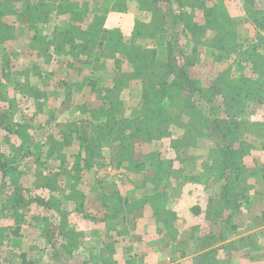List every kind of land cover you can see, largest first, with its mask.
Masks as SVG:
<instances>
[{
  "label": "rangeland",
  "instance_id": "rangeland-1",
  "mask_svg": "<svg viewBox=\"0 0 264 264\" xmlns=\"http://www.w3.org/2000/svg\"><path fill=\"white\" fill-rule=\"evenodd\" d=\"M3 1L5 0H0V3ZM58 1L54 4L53 0H7L6 7L10 8L8 10L11 12L0 18L8 27L4 33L11 36L9 41L0 43V93H2L0 109L5 114L4 123L16 131L15 139L23 144L21 152L17 155L16 151L10 150L5 138L7 135L0 132V159L6 163L9 160L11 166L13 164L18 166L17 172L24 173L20 180H17V185L24 189L22 194L25 198L37 194L46 200L50 195L56 196L55 193H49L46 187H42L44 178L42 180L38 178L36 158L41 155L42 163L47 164L45 166L47 169L41 173L42 176L49 174L52 176L56 173V171L51 173V168L57 167L58 161L46 160L43 154L48 151L53 140L62 141L60 133L67 124H81L90 119V115L76 109L82 104L92 108L98 104L96 94L86 86L87 80L98 82V87L104 91L114 81L120 80L122 87L118 96L125 106V117L130 118L135 110L137 112L140 108L143 96H150L154 89L153 85L151 88L144 85L141 78L137 76L132 78L139 58L146 62L150 61L151 64L152 61L162 64L170 60L175 68H185L189 77L197 80L203 88L213 86L220 89L226 86L222 84L220 76L228 75V78L238 76L236 66L238 58L233 54L228 58L221 57L220 44L222 42L229 44L232 33L236 35V42L244 44L258 42L259 36L264 39V0H183L180 4L176 0H166L160 5L158 0H86L85 5H83L84 0H74L83 12V15H80V22L75 24L80 30V35L73 46L57 50L56 46L50 43V40L57 37L54 28L56 26L69 28L71 14L75 12L72 3L62 4L61 0ZM39 2L47 4L44 7ZM29 6L32 9H28ZM158 8L161 9L162 16L157 23H154L152 16ZM253 11L260 12V17L262 16L261 28L253 20ZM181 14H184V19L181 18ZM18 15H21L19 20ZM167 43H170V52ZM80 51L83 53L80 54ZM68 54H72L73 57ZM245 66L246 64L242 63L244 75L250 78L253 74L249 65ZM128 74L130 77L127 76ZM66 85L69 87L67 95ZM35 91L38 93L37 97L34 95ZM214 100L220 101L221 97L217 95ZM203 104L205 109L208 108L205 102ZM165 112L167 118L175 119L174 123L169 121L170 125L164 128L168 136L156 141L149 133H143L141 140L135 143V154L140 158L149 152L158 153L164 160L171 161L173 168L184 170L183 180L178 183L175 180L171 181L170 186L174 196L170 194L167 202V209H171L176 214L174 226L180 224V236H183L182 233L189 232L192 223L189 220L192 215L189 209L198 203L205 210L207 199L219 190V183L208 190L204 189L210 184L205 165L209 164L210 154L215 152V146L211 139L205 136L209 132L201 128L180 129L181 124L176 121L182 114V108L179 107L178 102L166 103ZM236 116L245 121L249 130L240 135V140L246 146L243 155L244 171L247 175L251 174L245 182L251 206L249 210L242 209L234 222L238 230L243 232V236H249L252 235L254 228H258L255 216H258L264 207L263 184L260 177L264 170V100L249 102L246 111H240ZM142 127L144 129L145 125ZM183 133L199 137L197 147L190 149L188 153L193 161L182 166L178 163L179 160L170 143ZM76 150L77 142L74 141L64 149L66 158L72 159ZM113 150L114 148L108 147L101 149L103 164L85 171L78 189L87 196L88 185L95 183L98 189L112 185L122 195L133 194L135 198L146 195L147 190H142L139 186L143 176L150 175V168L144 171V175L117 169ZM11 174H8L6 179L0 172V183L7 182L10 177L13 178ZM67 180L63 175L57 176L55 184L64 192H68ZM137 185L138 187L134 188ZM92 197L93 195H88L87 201L84 202L85 211L82 215L75 213L68 217L72 230L84 236L96 234L98 230L106 233L108 227L114 226L112 223L102 221L104 213L96 211H103L104 208L99 207ZM4 201V196H0V207ZM65 203L66 209H69V204ZM28 206L32 207L34 213L42 212L41 208L38 210L34 204ZM140 211L135 213L136 234L139 235L128 229L130 226H127L128 242H120L114 233H110V240L114 241V244L118 243L116 246L118 250L122 248L138 252L140 255L144 248L141 246L143 242L133 241V238L141 236L140 238L144 237V241H149L153 236L151 233L156 232L153 224L147 222L148 211ZM100 213H102L101 217H99ZM10 216L7 212L4 214L0 212V226L3 225L6 230H10L15 225ZM59 217L48 219L51 227L59 225ZM28 222L29 218L26 219L25 224ZM197 222L199 228L196 234L191 239L186 238L188 243L191 240V244L185 245L188 252L193 250L192 239L196 238L200 230L202 216L197 218ZM98 223H100L98 229L92 227ZM28 225L21 228L25 241L28 243L29 240L33 243L36 240L38 249L44 245L47 249L42 256L45 264H81L85 258L87 260L84 263L92 264L90 260L94 256L93 248L81 244L82 239L79 241V248L74 250L72 255L57 254L53 247L55 238L48 244L39 233L35 232L34 226ZM248 225L251 228L245 231ZM170 231H162L164 240L169 241L168 235L172 232ZM35 234L39 240L36 239ZM175 234L177 240L176 231ZM263 235L259 233L256 236L257 241L249 243L248 247L262 246ZM3 236L4 231H1L0 264L9 259L13 253L5 246L7 242L1 243ZM238 237L233 236L234 239ZM130 241L136 244L127 246ZM241 253L242 251L232 252L233 260L230 264H239ZM62 256H64L63 263ZM137 261L144 263L141 257ZM191 263L197 264L196 261Z\"/></svg>",
  "mask_w": 264,
  "mask_h": 264
},
{
  "label": "trees",
  "instance_id": "trees-1",
  "mask_svg": "<svg viewBox=\"0 0 264 264\" xmlns=\"http://www.w3.org/2000/svg\"><path fill=\"white\" fill-rule=\"evenodd\" d=\"M6 1L0 3L1 19L2 16L4 17L11 12V10H8L10 8L6 7ZM165 1L158 0L159 5ZM176 1L180 4L183 0ZM53 2L56 4L59 1L53 0ZM63 2L72 3L71 6L75 12L71 14L69 28L57 26L54 28L57 37L50 40V43L56 46L57 50L66 49V46H73L77 42L80 30L75 24L80 22V15H83L82 10L74 0H61L62 4ZM39 3L44 7L47 4ZM85 4L86 0L83 1V5ZM28 9L32 8L29 6ZM252 13L254 14L253 20L261 28L263 19L262 16L260 17V12L253 11ZM161 16L162 11L158 8L155 15L152 16L153 22L157 23ZM180 16L184 19V14ZM20 18L21 15H18L17 19ZM6 28H8L6 24L0 20V43H5L11 38V36L4 33ZM231 39L229 44L222 42L219 51L223 58H228L231 54L236 55L238 58L236 65L238 76L237 78H228V75L220 76L219 79L222 84L226 85L220 89L210 85L209 88H203L197 80L189 77L185 68H175L170 60L162 64L152 61L151 64L150 61L146 62L139 58L138 66L134 69L132 78L137 76L141 78L140 80L144 85L148 88L154 86V89L150 96H143L140 108L137 112L135 110L134 115L132 114L130 118L125 117V106L118 96L122 87L120 80L114 81L105 91L98 87V82L87 80L86 86L96 94L97 99H95L98 104L93 108L82 104L77 106L76 109L90 115V119L81 122V124H67L60 133L62 141L53 140L48 151L43 154L46 160L58 161L57 167L53 166L51 168V173L53 171H56V173L52 176L50 174L49 176H42L41 173L44 169H47L45 167L47 164L42 163L41 155L36 158V160L38 159L36 161L38 178L41 180L44 178L42 187H46L49 193H55L56 196L50 195L46 200L37 194L25 198L22 194L24 189L17 185V180L19 181L24 173L17 172L18 166L14 164L11 166L9 160L6 163L0 159V172L3 178L7 179V175L14 171L11 174L13 178L10 177L8 183H0V196H4L5 200L0 207V212L3 214L7 212L11 215L10 217L15 224L9 230V238H19L21 228L30 222L28 226H34L35 232L39 233L46 243L50 244L55 238L53 247L57 254L72 255L74 250L79 248L80 239L85 238V236L72 230L68 217L75 213L82 215L85 211L83 204L87 201L88 195H93L92 199H95L99 207L105 209H103L105 212L102 221L114 225L111 227L112 229L108 227L104 234L106 240L102 241L100 258L97 264H117V261L112 258L115 247L114 241L110 240V233H114L120 241L128 237V229L132 232L135 231V235H139L136 234L137 220L135 213L140 210L148 211L147 214L154 218L157 233L160 234L163 231L159 228V225H162L164 230L173 232L171 227L176 220V214L171 209H167V202L170 199V194H172L170 184L173 180L177 183L183 180L184 170L173 168L172 162L164 160L158 153L149 152L137 158L135 143L141 140L145 132L149 133L156 141L167 137L168 134H165L164 128L170 125L169 121L174 123L175 119L170 120L167 118L165 106L168 102H178L179 107L182 108V114L176 121L181 124L179 125L180 129L201 128L209 132L205 136L211 139L215 146V152L210 154L209 164L205 165L209 173L210 184L205 186L204 189L208 190L218 183L220 185L216 194H212L213 196L207 199L205 210L198 203L189 209L193 216H202L200 230L196 238L192 239V251L196 255L193 261H196L197 264H230L233 260L232 252L243 251L249 243L257 241L256 235L253 233L249 236H243V232L238 230L234 222L235 217L240 214L242 209L249 210L251 206V199L245 186V182L251 174L247 175L244 171L243 155L246 146L240 140V135L249 130L245 121L239 119L236 115L240 111H246L249 102L264 100V39L259 36L258 42L244 44L236 42V35L233 33ZM167 45L170 52V43H167ZM82 51L84 52V50ZM82 51H80V54L83 53ZM68 55L73 57L72 54ZM88 56L91 57L89 54ZM242 63L246 64L245 67L249 65L253 76L248 78L244 75ZM85 64H87V61H85ZM127 76L130 77L129 74ZM29 90L32 91L31 88ZM67 90H69V87L66 85V95ZM34 95L37 97L38 93L35 91ZM217 95L221 97L220 101L214 100ZM0 96H2V93H0ZM203 102L206 103L208 108L205 109ZM235 112L237 113L235 114ZM4 120L5 114L0 109V132L7 135L5 138L6 142L9 143L10 150L16 151L18 155L23 144L17 142L15 139L16 131L9 128ZM143 125H145L144 129ZM198 137L183 133L177 139L171 141V148L177 155L178 163L182 166L193 161L192 156L188 153L190 149L197 147ZM74 141L77 142V150L73 158L68 160L64 149L68 148ZM104 147L114 148L113 153L117 169L144 175V171L150 168V175L143 176L142 183L139 186L142 190H147L146 195L138 198H135L133 194L122 195L112 185L98 189L95 183L92 185L87 184L89 186L87 196L78 189L84 172L103 164L101 149ZM61 175L68 179L66 184L68 192H64L55 184L56 177ZM260 177L262 178L264 199V170ZM136 187L138 185L134 188ZM65 202L69 204V209H66ZM31 204H34L36 208L38 207V210L41 208L42 212L34 213L32 207L28 206ZM57 216H60L59 225L51 227L48 219ZM28 218L29 222L25 224ZM255 220L258 221V227L264 226V207L262 212L255 216ZM127 226L130 227L127 229ZM250 228L248 225L245 231ZM5 230L4 226L1 225L0 232L4 231L5 233ZM172 232L168 235L169 241L175 240V231L173 232L174 236ZM233 236L240 237L234 239ZM140 237L133 238V241L140 240ZM42 246L39 248L40 253H42L41 256L47 251L44 245ZM19 257L26 264L24 255ZM63 258L64 256L61 258L62 263L64 262ZM130 260L128 259L126 264L135 263V261Z\"/></svg>",
  "mask_w": 264,
  "mask_h": 264
},
{
  "label": "crops",
  "instance_id": "crops-1",
  "mask_svg": "<svg viewBox=\"0 0 264 264\" xmlns=\"http://www.w3.org/2000/svg\"><path fill=\"white\" fill-rule=\"evenodd\" d=\"M129 195V194H128ZM101 209V208H100ZM179 211V210H178ZM182 211V210H180ZM99 212H105L104 210H99ZM142 212V210L140 211ZM190 212V211H189ZM188 212V214H189ZM99 217L102 216V213H100ZM149 218L147 217L146 219H149L147 222H151L153 224V229L156 230V224L155 220L153 217L148 215ZM190 216V214H189ZM141 217H143L141 215ZM198 217L195 216H190L189 220H191V227L189 228V232L187 234H183V236H180V224L174 226V223L172 224V230L173 232L176 231L178 238L177 240L174 241H167L164 240L162 233L157 234V231L154 233H151L148 231V233H151L153 236L150 238L149 241H144V237L141 238L138 241H141V246H144L142 252L140 255H138V252H131L129 250L125 249H120L116 248L118 243L114 244L115 247V252L112 255V258L117 261V264H126V261L128 259H131L130 261H135L134 264H139L137 259L141 257V259L144 261V263L140 264H192L191 262L193 261L192 258L194 257L193 251L191 250L188 252V249L186 248L185 245L191 244V240L188 243L187 237L191 239L193 237L198 228H199V222L196 223ZM142 219V218H141ZM179 222V221H178ZM100 223L97 225H92L93 228L98 229L100 226ZM24 228V227H23ZM159 228L164 230L162 228V225H159ZM11 229V228H10ZM255 229V230H254ZM253 229V234L256 236L259 235V233L264 234V226L263 227H258ZM103 232V231H102ZM101 230H98L95 232L96 234H89L88 236H85V238L82 239L81 244H86L87 247H92V251L94 253L93 259L90 260L92 261V264H97V261L100 258V251L102 247V241H105V236L104 233H102ZM20 237L19 238H9V229L5 230L4 236H3V243L4 241L7 242L5 243V246H7V249L13 251L12 256L9 257V259L5 260L3 264H25L21 261V255H24V261L26 264H45L43 262L42 258V253H40L38 246L36 245V240L31 243V241L28 240V243L25 241V235L24 232H22V229L19 233ZM91 235V236H90ZM185 235V236H184ZM36 239H38L37 234H35ZM2 238V237H1ZM116 238V237H115ZM129 237H125L123 241L120 242H128ZM166 238V237H165ZM119 239V238H118ZM258 239V238H257ZM39 240V239H38ZM130 241L127 246H133L136 243ZM188 243V244H187ZM140 244V243H138ZM81 247V245H80ZM82 248V247H81ZM38 249V250H37ZM36 250V252L34 251ZM246 252V253H245ZM245 253V254H244ZM187 254V255H186ZM116 256H119L118 260L115 258ZM188 256V257H187ZM87 258L81 263V264H90L91 262H86ZM239 264H264V235H263V245L256 248L249 246L246 249H244L241 253V257L239 258ZM82 261V260H81Z\"/></svg>",
  "mask_w": 264,
  "mask_h": 264
}]
</instances>
